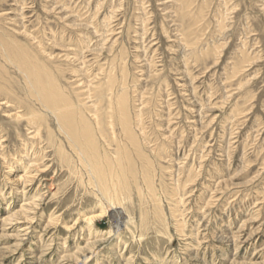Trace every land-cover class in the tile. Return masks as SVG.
<instances>
[{
	"label": "rangeland",
	"instance_id": "374dc122",
	"mask_svg": "<svg viewBox=\"0 0 264 264\" xmlns=\"http://www.w3.org/2000/svg\"><path fill=\"white\" fill-rule=\"evenodd\" d=\"M0 87V264H264V0H0Z\"/></svg>",
	"mask_w": 264,
	"mask_h": 264
},
{
	"label": "bare ground",
	"instance_id": "6f19581e",
	"mask_svg": "<svg viewBox=\"0 0 264 264\" xmlns=\"http://www.w3.org/2000/svg\"><path fill=\"white\" fill-rule=\"evenodd\" d=\"M199 49V48H198ZM198 51V50H197ZM6 53V52H5ZM6 56V55H5ZM4 56V57H5ZM9 58V57H8ZM118 59V58H117ZM24 60V59H23ZM26 64V63H25ZM12 65V64H11ZM25 66V65H24ZM189 67V66H188ZM242 67H244V66H242ZM234 68V67H233ZM6 69V68H5ZM17 69V68H16ZM36 69V68H35ZM19 71V70H18ZM34 72H35V70H34ZM37 81V80H36ZM109 83H108V86H110V87H112V85H113V83L111 82L112 80H111V78H109ZM32 82V81H31ZM104 82H102V84H103ZM32 84V83H31ZM37 84V83H36ZM49 84V83H48ZM34 85V84H33ZM100 85V84H99ZM116 86V85H115ZM1 88V87H0ZM34 88V87H33ZM47 89V88H46ZM49 89V88H48ZM54 89H55V87H54ZM58 89V88H57ZM99 89V88H98ZM101 89V88H100ZM98 90V91H100L99 92V94H98V96H100V97H98L100 100H102V99H104V98H106V100H107V103H108V106L107 107H109V109L110 110H112V112L114 113V115H116L117 116V119L119 120H117V122H118V124L121 126V129H122V131H123V133H124V135L126 136V138L129 140V142L131 143V146H133V148L135 149V151L136 152H138V154L139 153H141V148L139 147V144H138V139H136V137H135V133H134V128H132V125H131V123H130V121L127 119L128 118V113H126V111H125V107H126V96H127V94H129V93H127L126 94V96H125V94H119L118 96H116L115 97V95L116 94H114L113 95V92L115 91H113V89L112 88H110L109 90H110V92H108V94H106L105 92L107 91L106 89H101V90ZM51 90V89H50ZM53 90V89H52ZM94 90V89H93ZM56 91V90H55ZM46 92V91H45ZM47 92H48V90H47ZM53 92V91H52ZM127 91H125V93H126ZM56 93V92H55ZM105 93V94H104ZM121 93V92H120ZM40 94V93H39ZM59 94V93H58ZM57 94V96L55 95V96H52L51 94L50 95H48L47 93H46V96H45V98H43V100L44 101H42V105L45 107V109H52L53 110V114L56 116V119L60 122V130H61V132L68 138V139H70V142H71V145L74 147V149H75V151H76V153H78V155H79V157H80V161H84L85 162V164H89V158H91V159H95V156H94V152L93 151H89V150H87L88 151V153L87 154H89V156H87L86 155V153H85V151H84V149L82 148V146H80L72 137H75V127L73 126V127H71V123H77V122H73V120H75V118H74V115H77L74 111H76V110H72L71 111V109L69 110L67 107V105H68V103L65 101V98L63 97L62 98V96H59ZM94 94V93H93ZM60 95H63V94H61L60 93ZM95 95V94H94ZM43 96V95H42ZM71 96V95H70ZM85 96V95H84ZM93 96V95H92ZM95 96H97V95H95ZM72 97V96H71ZM94 97V96H93ZM34 98V97H33ZM38 98V97H37ZM67 98V97H66ZM98 98H96V99H98ZM38 99H40V98H38ZM90 100V99H89ZM39 101V100H38ZM73 102V101H72ZM83 102V101H82ZM81 102V103H82ZM94 102V101H93ZM40 103V102H39ZM74 103V102H73ZM84 103V102H83ZM102 103V102H101ZM101 103H100V105H101ZM106 103V102H105ZM41 104V103H40ZM86 104H87V102H86ZM76 105V104H75ZM105 105V104H104ZM115 105H116V107H115ZM131 105V104H130ZM71 106V105H70ZM87 107H88V105H87ZM63 108H65V109H63ZM74 108V107H73ZM72 108V109H73ZM101 108H102V106H101ZM97 109V108H96ZM95 109V110H96ZM118 110V111H116V110ZM88 110V109H87ZM103 110V109H102ZM130 110H131V108H130ZM50 112V110H47V112ZM91 111V110H90ZM115 111H116V113H115ZM46 112V113H47ZM48 112V113H49ZM81 112H83V111H81ZM80 113V112H79ZM95 113V112H94ZM18 114V113H17ZM31 114H34V113H31ZM18 115H20V114H18ZM35 115V114H34ZM87 115V114H86ZM79 118V124L82 126V127H80L79 128V130H77L78 132H76V135H78V136H80V135H88V134H92L93 136H95L94 134L96 133V131H95V127L93 128V125L92 124H88V121H86L85 120V118L81 115H77ZM103 114H102V111L99 109L98 111L96 110V115H95V117H96V119H97V122H100L101 121V119L103 118ZM102 117V118H101ZM109 119H112V115H110V116H107ZM114 117V116H113ZM131 117V116H130ZM22 119H23V117H22ZM37 119V118H36ZM19 120V119H18ZM17 120V121H18ZM31 120H33V118L31 119ZM100 120V121H99ZM113 120H115V119H113ZM112 120V121H113ZM112 121H110V125H112ZM133 121V120H132ZM37 122H38V120H37ZM116 122V123H117ZM134 122V121H133ZM154 123V122H153ZM39 124H40V122H39ZM104 124V123H103ZM51 125V124H50ZM98 125V124H97ZM101 127H102V125H101ZM104 127V126H103ZM41 128V127H40ZM73 128V129H72ZM112 129H113V127H112ZM169 129V128H168ZM104 129L103 128H101V131L99 132L100 134H101V136L106 140V138L109 140H111V139H114L115 137H117V136H115L114 134H113V138H109V137H107L106 136V133H105V130L103 131ZM47 132V131H46ZM115 134H116V132H115ZM121 134V133H120ZM58 135V134H57ZM92 135H90V136H92ZM121 136V135H120ZM119 136V137H120ZM147 137V136H146ZM53 139V138H52ZM60 141V140H59ZM94 143H95V140H94V138H93V140H92ZM67 142V141H66ZM49 143V142H48ZM57 143V142H56ZM69 143V142H68ZM91 143V142H90ZM107 143V142H106ZM62 144V143H61ZM92 144V143H91ZM120 144V143H119ZM122 144H123V142H122ZM127 144V143H126ZM52 145H54V144H52ZM50 146V145H49ZM55 146V145H54ZM121 146V145H120ZM129 146V145H128ZM128 146H127V148H126V146H123L122 148H120V147H118V151H116V156H117V159H119V158H121V159H125V160H127V163H128V158L126 159V156H127V154L125 155V156H121L120 157V155H121V153L123 152V151H126L127 149H129L128 148ZM41 147V146H40ZM51 147V146H50ZM53 147V146H52ZM51 147V148H52ZM85 147V146H84ZM89 147V146H88ZM55 148V147H54ZM110 148V147H109ZM65 149V148H64ZM59 151V150H58ZM73 151V150H72ZM61 152V151H60ZM128 152V151H127ZM64 152H62V154H63ZM132 153V152H131ZM61 154V155H62ZM122 154H124V153H122ZM58 155H60V154H58ZM147 155V154H146ZM69 156V155H68ZM149 156V155H148ZM61 157V156H60ZM128 157V156H127ZM134 157V156H133ZM66 158H68V157H66ZM120 159V160H121ZM130 159V158H129ZM61 160H63V159H61ZM60 160V161H61ZM112 160V159H111ZM65 161V160H64ZM72 162V161H71ZM91 162V161H90ZM94 163V162H93ZM112 161H109L108 159H107V162H106V168L104 169L105 171H104V174H108V173H113V172H115V169L112 171V169L110 168V166L112 165ZM84 164V163H83ZM92 164V163H91ZM103 164V163H102ZM129 164V163H128ZM93 165V164H92ZM115 165V164H114ZM85 166L86 165H84V168H85ZM89 166V165H88ZM94 166V165H93ZM96 166L99 168V166H98V164L96 163ZM102 166V165H101ZM113 166V165H112ZM111 166V167H112ZM120 166V165H119ZM123 166V165H122ZM105 167V166H104ZM87 169V168H86ZM101 169V168H100ZM117 172H119V171H117ZM121 172H123V171H121ZM100 175V174H99ZM112 175V174H111ZM117 175V174H116ZM132 176V175H131ZM105 179H107L108 177H105V176H103ZM102 176H101V178H103ZM91 178H92V181L94 182V184L96 183V184H102L101 185V192L103 193V194H105V195H110V197H111V199L110 200H113L114 202L115 201H119V193H120V191L122 190V188H120L122 185V183H125V182H127V180L126 181H124V179H126V178H124L123 179V181H121V179L119 178V176H118V180L116 181V180H112V182H111V184L108 186L107 185V183L106 182H104V181H101L100 180V178H99V176L96 174V173H94V174H92L91 175ZM112 178V177H111ZM113 179V178H112ZM120 179V180H119ZM110 187V188H109ZM149 189H150V191H151V193H152V189H151V187H149ZM112 190L114 191V193H112ZM116 190H118L117 191V193L115 192ZM128 192V191H127ZM104 197V196H103ZM104 199H105V197H104ZM124 199V198H123ZM120 200H121V198H120ZM106 202H107V200H106ZM121 202V201H120ZM109 203V202H108ZM119 216V217H118ZM117 216V218H118V220L117 219H115V220H117V222H118V224H121L122 223V221H123V213H120L119 215ZM123 224V223H122Z\"/></svg>",
	"mask_w": 264,
	"mask_h": 264
}]
</instances>
